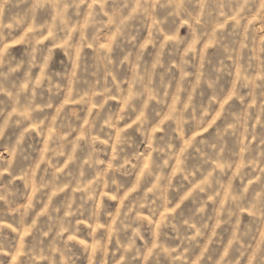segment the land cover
<instances>
[{"label": "clouds", "instance_id": "1", "mask_svg": "<svg viewBox=\"0 0 264 264\" xmlns=\"http://www.w3.org/2000/svg\"><path fill=\"white\" fill-rule=\"evenodd\" d=\"M0 264H264V0H0Z\"/></svg>", "mask_w": 264, "mask_h": 264}]
</instances>
